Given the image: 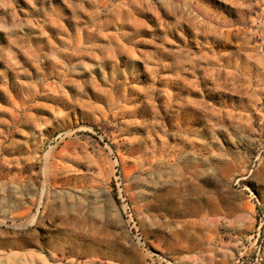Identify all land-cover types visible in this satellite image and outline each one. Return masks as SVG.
<instances>
[{"label":"rangeland","instance_id":"rangeland-1","mask_svg":"<svg viewBox=\"0 0 264 264\" xmlns=\"http://www.w3.org/2000/svg\"><path fill=\"white\" fill-rule=\"evenodd\" d=\"M29 253L264 264V0H0V264Z\"/></svg>","mask_w":264,"mask_h":264},{"label":"bare ground","instance_id":"bare-ground-1","mask_svg":"<svg viewBox=\"0 0 264 264\" xmlns=\"http://www.w3.org/2000/svg\"><path fill=\"white\" fill-rule=\"evenodd\" d=\"M25 246H29V245H26V244H23L21 247H24L23 249H25ZM30 254V253H29ZM35 257H34V255L33 254H30V255H26V256H19V255H14V256H12L11 258H10V260H9V263L10 262H16L17 261V259L19 260V259H21V264H28V262H32V261H34L33 259H34ZM36 260V259H35Z\"/></svg>","mask_w":264,"mask_h":264}]
</instances>
